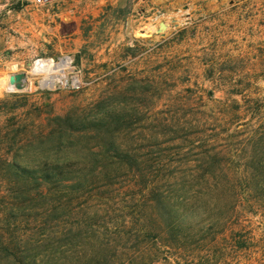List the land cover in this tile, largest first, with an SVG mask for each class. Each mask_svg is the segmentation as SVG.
Segmentation results:
<instances>
[{"label":"rangeland","instance_id":"obj_1","mask_svg":"<svg viewBox=\"0 0 264 264\" xmlns=\"http://www.w3.org/2000/svg\"><path fill=\"white\" fill-rule=\"evenodd\" d=\"M47 1L0 0V264H264V208H212L264 117V0H131L126 40L80 53L28 25Z\"/></svg>","mask_w":264,"mask_h":264},{"label":"trees","instance_id":"obj_2","mask_svg":"<svg viewBox=\"0 0 264 264\" xmlns=\"http://www.w3.org/2000/svg\"><path fill=\"white\" fill-rule=\"evenodd\" d=\"M259 118L260 121L255 128L246 124L248 126L245 131L236 132L234 136H231L232 142L238 141L236 151L241 154L244 163L230 168L232 171L229 177L223 169L216 170L218 177H215V189L225 193L226 201L230 198V202L225 201L222 205L215 202L212 208L215 210L218 207V210H225L231 219L236 208L245 211L244 207H247L250 209L247 210L248 213L251 214L254 213L252 209L255 207L264 208V117L259 116ZM158 203L162 206L167 225L184 224L188 223L189 219H193L192 203L184 198H177L172 202L169 198L163 197L162 200H158ZM176 233L179 232L176 231ZM234 240L235 248L247 249L246 237L239 234Z\"/></svg>","mask_w":264,"mask_h":264},{"label":"crops","instance_id":"obj_3","mask_svg":"<svg viewBox=\"0 0 264 264\" xmlns=\"http://www.w3.org/2000/svg\"><path fill=\"white\" fill-rule=\"evenodd\" d=\"M81 7L82 12L79 13ZM131 13V0H48L40 14L35 13V17L29 19L28 25L32 28L36 24L44 32L56 31L54 39L57 44L80 53L89 46L97 29L99 44L109 37L112 47L126 40ZM84 19L89 23L94 21L93 26L83 24L81 20Z\"/></svg>","mask_w":264,"mask_h":264},{"label":"water","instance_id":"obj_4","mask_svg":"<svg viewBox=\"0 0 264 264\" xmlns=\"http://www.w3.org/2000/svg\"><path fill=\"white\" fill-rule=\"evenodd\" d=\"M166 29V25L164 23H161L158 28V32H162ZM26 78V75L24 73H14L8 75L7 80V90L13 92V89L15 91H20L21 89V82L23 79ZM13 88V89H12Z\"/></svg>","mask_w":264,"mask_h":264},{"label":"bare ground","instance_id":"obj_5","mask_svg":"<svg viewBox=\"0 0 264 264\" xmlns=\"http://www.w3.org/2000/svg\"><path fill=\"white\" fill-rule=\"evenodd\" d=\"M61 67H63V65H59L58 68H57V69L59 70L60 73H61V70H60ZM50 78H51V77H50ZM51 80H52V78H51L49 81H51ZM26 81H27V78H25V79L22 80V82H21V89H20V90H23V88H24V86H25L24 83H25ZM12 89H13V88H12ZM13 91H14V89H13Z\"/></svg>","mask_w":264,"mask_h":264},{"label":"built area","instance_id":"obj_6","mask_svg":"<svg viewBox=\"0 0 264 264\" xmlns=\"http://www.w3.org/2000/svg\"><path fill=\"white\" fill-rule=\"evenodd\" d=\"M34 2L38 3V4H42L43 0H33Z\"/></svg>","mask_w":264,"mask_h":264}]
</instances>
